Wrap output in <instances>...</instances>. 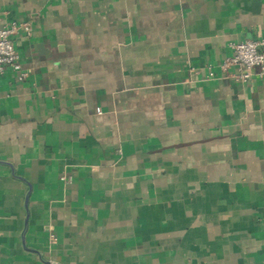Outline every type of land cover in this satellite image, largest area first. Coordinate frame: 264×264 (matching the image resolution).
<instances>
[{
    "label": "crops",
    "instance_id": "0c3cea01",
    "mask_svg": "<svg viewBox=\"0 0 264 264\" xmlns=\"http://www.w3.org/2000/svg\"><path fill=\"white\" fill-rule=\"evenodd\" d=\"M13 22L0 264H264V77L221 70L264 0H0Z\"/></svg>",
    "mask_w": 264,
    "mask_h": 264
},
{
    "label": "built area",
    "instance_id": "2783aa9c",
    "mask_svg": "<svg viewBox=\"0 0 264 264\" xmlns=\"http://www.w3.org/2000/svg\"><path fill=\"white\" fill-rule=\"evenodd\" d=\"M20 33L31 36V24L13 22L0 29V78L7 68L12 69L18 82L28 78V73L23 70L20 54L14 45V39ZM229 48L232 55L221 64V70L228 78L247 83L253 79L256 71L259 77H264V39L230 43ZM231 68H236L238 73L235 75L230 73ZM210 77H214V73H210ZM97 112L101 114L100 109ZM61 179L65 183H71L70 178L63 176ZM50 237L55 241L53 235Z\"/></svg>",
    "mask_w": 264,
    "mask_h": 264
}]
</instances>
